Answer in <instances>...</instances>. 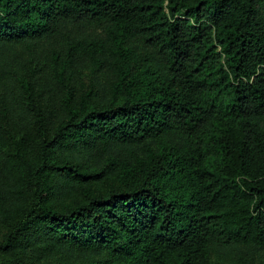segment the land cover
<instances>
[{"label": "trees", "instance_id": "trees-1", "mask_svg": "<svg viewBox=\"0 0 264 264\" xmlns=\"http://www.w3.org/2000/svg\"><path fill=\"white\" fill-rule=\"evenodd\" d=\"M41 75L61 86L53 128ZM2 155L21 210L0 264L264 249V0H0Z\"/></svg>", "mask_w": 264, "mask_h": 264}, {"label": "rangeland", "instance_id": "rangeland-1", "mask_svg": "<svg viewBox=\"0 0 264 264\" xmlns=\"http://www.w3.org/2000/svg\"><path fill=\"white\" fill-rule=\"evenodd\" d=\"M25 61V58H24ZM28 67L26 63V68ZM108 75L106 73L86 71L83 74V80L90 82L106 83ZM39 85H44L45 89L41 94V102L46 110V122L50 128H53L60 119L59 97L61 95V86L54 82L52 78L41 75ZM73 87L80 89L79 82L73 81ZM16 129L17 138L22 137L24 144H33L37 140V135L32 126L28 123L20 124ZM19 173L16 165L9 157L0 156V240L4 231L7 229V222L13 217H17L21 207L19 201L13 196V192L8 194L5 190L15 188ZM76 196L70 194L69 197L60 196L56 198L58 205L62 206ZM9 254L0 250V260L8 257ZM101 258V257H96ZM209 264H264V249L254 248L252 246L230 247L225 250L213 251Z\"/></svg>", "mask_w": 264, "mask_h": 264}]
</instances>
